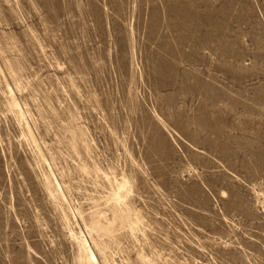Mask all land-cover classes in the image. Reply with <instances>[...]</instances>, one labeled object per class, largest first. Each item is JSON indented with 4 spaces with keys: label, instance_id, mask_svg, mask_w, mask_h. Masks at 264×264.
<instances>
[{
    "label": "rangeland",
    "instance_id": "rangeland-1",
    "mask_svg": "<svg viewBox=\"0 0 264 264\" xmlns=\"http://www.w3.org/2000/svg\"><path fill=\"white\" fill-rule=\"evenodd\" d=\"M0 264H264V0H0Z\"/></svg>",
    "mask_w": 264,
    "mask_h": 264
},
{
    "label": "bare ground",
    "instance_id": "bare-ground-1",
    "mask_svg": "<svg viewBox=\"0 0 264 264\" xmlns=\"http://www.w3.org/2000/svg\"><path fill=\"white\" fill-rule=\"evenodd\" d=\"M90 256H92L93 258H96V256L94 255V253L92 251H91V255ZM92 260H94V259H92Z\"/></svg>",
    "mask_w": 264,
    "mask_h": 264
}]
</instances>
